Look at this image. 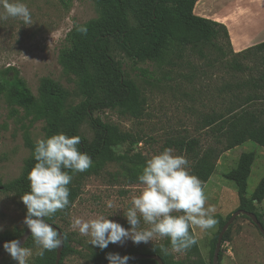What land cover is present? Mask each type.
Here are the masks:
<instances>
[{"label":"rangeland","instance_id":"1","mask_svg":"<svg viewBox=\"0 0 264 264\" xmlns=\"http://www.w3.org/2000/svg\"><path fill=\"white\" fill-rule=\"evenodd\" d=\"M263 0H200L195 7L199 17H205L220 23L232 30V42L238 47L237 37L244 32L248 37L264 36V3ZM15 2V0H10ZM31 12V23L25 24L19 18H0V73L9 67L16 68L35 96L39 94L42 80L51 78L60 83L71 93L70 104L76 106L84 99L76 85V78L62 69L59 64V53L66 42L67 35L75 25L85 24L98 17L92 0H21ZM0 16L3 9L0 7ZM224 24V25H225ZM218 44L222 50L210 45L182 48L170 43L162 59L156 63L133 60L126 54L118 52L115 57L123 65L127 79L138 88L145 100L144 116L134 119L117 111L97 113L102 121L119 127L122 133H129L141 138L142 143L135 148L147 159L169 148L171 141L180 139H198L203 148L216 147V138L203 128L206 117L225 112L231 99L225 91L229 86L239 91L242 96L254 92L251 86L235 89L237 84L247 82L264 70V53H249L235 56L224 40ZM148 72L149 77L142 72ZM264 91L260 93L263 95ZM12 108L18 116L11 117ZM45 124L31 125V118L25 111L12 107L6 96L0 98V180L2 185H9L18 180L25 163L33 158L32 151L26 146L25 138L36 143L45 139ZM26 131L28 133H26ZM26 133V135H25ZM83 137L91 140L94 133L88 123L80 128ZM222 149V146H218ZM129 145L115 149L117 154H124ZM173 150V155H180L188 161L191 172L192 159ZM255 153L256 160L248 180L246 197H252L260 181L264 178V149L249 142L237 149L224 153L216 162V170L203 189L206 205L214 206L215 217L226 220L239 209L236 186L224 178V175L235 169L242 154ZM98 173L84 174L81 180V191L77 201L69 211H58L52 217L53 224L59 227L80 254L68 256L63 264H92V254L100 251L89 245V237L82 236L78 229L72 227L75 218L90 220L103 215L123 227L130 228L123 212L130 207L133 196L142 191L140 184H129L117 173H122L116 164H105ZM20 193L0 191V235L11 233L15 236L26 232L23 224L26 206L21 201ZM111 201L113 207L108 208ZM255 211L262 216L264 223V201L255 206ZM177 215V213H173ZM149 226L141 221V228ZM198 251L191 246L182 252L168 253L176 261H188L190 264H211V242L219 231L217 223L214 228L201 231L191 227ZM226 237V238H225ZM222 242V260L219 264H264V238L252 223L245 217H238L225 234ZM165 238H156L147 244L136 245L128 240L122 246L110 244V253L126 256L130 250L147 251L153 246L163 244ZM26 248V247H25ZM27 249L31 255L27 264H41L42 259L49 260L52 251L39 255V249L32 244ZM0 264H17L5 251L0 250ZM132 264H143L135 262Z\"/></svg>","mask_w":264,"mask_h":264},{"label":"trees","instance_id":"2","mask_svg":"<svg viewBox=\"0 0 264 264\" xmlns=\"http://www.w3.org/2000/svg\"><path fill=\"white\" fill-rule=\"evenodd\" d=\"M92 1L98 17L85 24L75 25L67 35L65 45L59 53V64L62 69L76 78V85L84 99L80 104L72 106L69 103L71 93L51 78L42 80L39 94L35 96L16 68L9 67L0 73V98L6 96L12 107L22 108L26 117L31 118V125L44 123L45 139L61 133L69 137H80L78 149L87 153L93 161L92 166L83 173L69 172L72 180L68 185L70 203L63 209L66 212L80 196L84 174L88 175L90 172L97 174L98 169L105 164H116L122 171L117 173L119 177L129 184H139L137 177L142 173L148 160L135 151V148L143 142L141 138L122 133L119 127L106 124L96 116L97 113L107 111H117L134 119L144 116L145 100L135 84L126 78L122 63L115 57L118 52L126 54L133 60L156 63L162 59L170 43H176L182 48L206 44L222 50L218 44L222 39L230 46L235 56L253 52L264 53V43L235 53L228 28L224 24L195 14V7L200 0ZM80 27H86L87 33L79 32ZM142 73L146 77L150 76L146 71ZM246 86L254 89V92L247 96H242L239 91H233L229 86L225 87V91L231 96L225 112L206 117L203 121V128L209 130L216 138V147L203 148L198 139L185 138L171 141L169 144V148H174L192 159L190 174L197 176L203 187L215 173L216 162L224 153L247 142H253L264 149V94L260 95L264 91V70L260 71L256 78L237 84L235 89L241 90ZM16 116L18 111L12 108L11 117ZM87 121L94 133L91 140L80 133L81 126ZM25 142L33 153L35 143L28 135ZM126 144L129 145L127 152L117 154L115 149ZM218 146L223 148L220 149ZM255 159V153L242 154L237 167L225 174L224 178L236 186L240 204L237 211L255 214L264 227L262 216L255 211V206L264 201V178L252 197L249 199L246 197L248 180ZM35 163L34 157L28 160L22 176L9 185H2L0 180L3 191L22 195L29 192L27 176ZM231 217L232 215L226 220L215 217L220 229L211 242V264L218 236ZM45 221L53 224L52 219L45 218ZM230 229L231 226L228 231ZM189 231L194 237L191 227ZM24 233L17 236L4 233L0 235V242L20 239ZM32 244L34 241L30 238L25 247H30ZM192 246L198 251L196 243ZM162 247L171 249L168 238H165L163 244L153 246L151 250H130L126 255L129 257L139 254L157 255L165 264H190L188 261L172 259L168 251H163ZM108 253L110 252L100 250L92 254V264H109L106 259ZM79 254L80 252L72 246L71 240L64 235V250L60 264H63V260L68 256ZM56 257L57 250H53L50 259L48 261L42 259L40 263L55 264ZM222 257L221 252L219 262ZM135 262L158 264L154 260Z\"/></svg>","mask_w":264,"mask_h":264},{"label":"clouds","instance_id":"3","mask_svg":"<svg viewBox=\"0 0 264 264\" xmlns=\"http://www.w3.org/2000/svg\"><path fill=\"white\" fill-rule=\"evenodd\" d=\"M0 7L3 9L0 18H19L25 24L31 23V12L21 0H0ZM78 31L86 34L87 28L80 27ZM80 142L78 136L69 137L61 133L35 143L33 157L36 163L27 176L30 191L21 196V201L27 209L23 224L41 256L45 251L63 246V235L45 218L68 207V185L72 180L69 172L83 173L93 164L91 157L78 149ZM137 180L142 191L133 196L130 207L123 212L130 228L126 229L103 215L90 220H73L72 227L78 229L82 236L89 237V245L104 250L110 244L122 246L128 240L139 245L156 238H168L171 250L182 252L196 243L190 227L207 231L218 223L213 215L215 207H205L202 182L188 171L187 159L173 155L171 148L148 159ZM107 207H113V203L108 201ZM141 221L149 227L141 228ZM3 247L17 264H27L31 250L21 246L19 239L6 242ZM162 250L168 251L163 247ZM106 259L109 264H128L131 257L108 253Z\"/></svg>","mask_w":264,"mask_h":264},{"label":"water","instance_id":"4","mask_svg":"<svg viewBox=\"0 0 264 264\" xmlns=\"http://www.w3.org/2000/svg\"><path fill=\"white\" fill-rule=\"evenodd\" d=\"M3 189H4L3 187H0V191H3ZM240 216H245V217L249 218L252 221V223L257 227V229L259 230V232L261 233V235L264 238V227L261 224V222L258 220V218L256 217L255 214L250 213V212H246V211H240V210L236 211L232 215V217L229 219V221L226 223V225L223 227L222 231L220 232V234L218 236V240L216 243L212 264H219V257H220V253H221L222 242H223L224 236L227 233L229 227ZM47 223H49V222H47ZM49 224H51V223H49ZM51 225L54 228H57L59 230V232L64 237V234L59 227H57L54 224H51ZM30 238H31V236H30V233L27 229L26 232L24 233V235L19 239L21 241V246L25 247ZM4 243H6V242H0V250H4V247H3ZM63 250H64V243H63V246L61 248L57 249V257H56L55 264L61 263ZM139 260H154L158 264H165L163 262V260L157 255H143V254H139V255H135V256L131 257V259L128 261V264H131V263H133L135 261H139Z\"/></svg>","mask_w":264,"mask_h":264},{"label":"crops","instance_id":"5","mask_svg":"<svg viewBox=\"0 0 264 264\" xmlns=\"http://www.w3.org/2000/svg\"><path fill=\"white\" fill-rule=\"evenodd\" d=\"M262 3H264V0L262 1ZM220 23H222V21H220ZM222 24H225V23L223 22ZM225 26H226V24H225ZM228 31H229V34H230V39H231L232 47H233V50H234L235 53L243 52V51H245V50H247V49H249L251 47H254V46H257L259 44L264 43V36H259L260 34L258 35V37H248L247 34H245L244 32H240L238 34V37H237V42H238V45L239 46L236 47L234 45V43L232 42V37H231L232 36V30H231V28H229ZM247 143H249V142H247ZM237 148H239V147H237Z\"/></svg>","mask_w":264,"mask_h":264}]
</instances>
